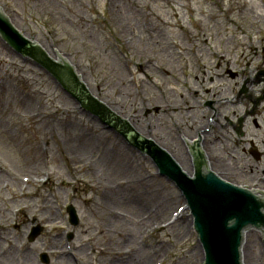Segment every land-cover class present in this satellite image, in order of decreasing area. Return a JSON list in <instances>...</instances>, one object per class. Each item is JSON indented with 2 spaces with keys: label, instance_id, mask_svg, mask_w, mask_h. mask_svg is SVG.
<instances>
[{
  "label": "rangeland",
  "instance_id": "374dc122",
  "mask_svg": "<svg viewBox=\"0 0 264 264\" xmlns=\"http://www.w3.org/2000/svg\"><path fill=\"white\" fill-rule=\"evenodd\" d=\"M0 7L44 55H64L90 97L180 158L182 174L188 173L178 139L192 140L193 130L198 135L206 129L192 118L207 112L211 122L212 113L152 109L166 100L180 102L183 72L202 76L192 63L214 65L205 55L193 59L200 56L197 46L203 53H226L234 69L244 70L259 45L245 33L264 35V0H0ZM49 75L0 39V264L22 258V264H133L139 254L147 264H198V241L172 181L153 174L148 155L75 106ZM242 79L233 85L205 77L195 86L211 92L198 102L211 95L232 100L230 89L237 92ZM244 110V104L220 109L234 123ZM185 121L190 128L181 129ZM217 124H211L208 142H218L198 144L218 160L211 170L225 171L220 177L226 181L264 188V157L245 163L231 152V142L248 147V139L264 151V106L245 120L243 137L224 117ZM71 203L79 218L74 227L66 213ZM244 231V263L264 264V243L254 226Z\"/></svg>",
  "mask_w": 264,
  "mask_h": 264
},
{
  "label": "water",
  "instance_id": "95a60500",
  "mask_svg": "<svg viewBox=\"0 0 264 264\" xmlns=\"http://www.w3.org/2000/svg\"><path fill=\"white\" fill-rule=\"evenodd\" d=\"M0 37L15 52L20 54H26V47L29 45V41L25 39L10 24L8 19L1 12H0ZM2 40H1V45L12 51L9 47L6 46V44ZM29 47L33 48L34 44L29 45ZM25 57L27 58L28 61L47 70L46 68L43 67L42 64L36 62V60L28 56ZM46 58H48V60L55 63H58L59 61V59L56 60V58H54L55 60H53L48 56H46ZM60 63H65V62L60 60ZM61 68L64 67L61 66ZM62 71L66 73V70L62 69ZM49 78H54L51 75V73L49 75ZM56 81L57 80L55 79L54 84L61 88V86L58 83H56ZM60 81L62 82V80ZM61 84L65 86L63 82ZM73 99L75 106L82 108L79 105L80 103L78 102L79 100L75 98ZM95 120L101 123L102 125H104L105 127H107V125L99 121L98 118ZM106 122L112 125L111 122L109 121ZM123 123L126 124L125 122ZM107 128L110 129L112 132H114L109 126ZM116 129L122 132L131 143L136 145V143L131 140V137L135 134L134 132L125 134L120 128L116 127ZM131 130L135 131V129L133 128ZM114 133L117 134L116 132ZM195 134L196 132L193 130V137L195 136ZM178 141L184 142L187 173L188 174L193 173L195 169L193 166V161L191 162L193 157L191 158L190 156L192 155L190 153V150L194 152H199L200 151L198 150L199 145H198V149H196L197 148L196 144L187 147L186 146L187 143H185L186 140L178 139ZM188 148L190 150H188ZM143 150L145 152H148L145 148H143ZM188 153H190V155ZM155 158L157 162L149 158L154 167L152 173L160 176V171H162V173L167 177L165 176H161V177L172 181V184L179 197L182 207L185 208L184 209L185 214L188 218L191 228L198 241V264L204 263V251H205V260H206L205 264H241L240 254H239L241 234L243 228L250 224L254 226L255 230L260 236V238H257V240L264 243V188L229 181L233 183V185L236 184V185H246L248 187H254L252 189H249L248 187L245 188V186L241 188L250 190V192L255 194V196L257 197L256 198L253 194L249 192L226 185L222 183L221 180L207 175V174H211V172L210 170H207L205 168V164L203 167L196 168L195 170L197 176L196 178L192 180H187L184 177V175L180 174L178 169L165 155L155 152ZM201 164L202 163H199V166ZM169 177H171L172 179H170ZM173 180L174 181L176 180L178 184ZM175 185L179 186L183 190L187 198L189 207L195 218L196 232L193 228V217L191 215V211H189L182 193L175 187ZM67 211L69 212L71 223L76 225L78 221H77V216L74 212V208L72 206H69L67 208ZM259 224L261 225L259 226ZM34 237L35 235L32 234L31 240ZM198 237L202 243L204 251L202 249Z\"/></svg>",
  "mask_w": 264,
  "mask_h": 264
},
{
  "label": "flooded vegetation",
  "instance_id": "af4514ba",
  "mask_svg": "<svg viewBox=\"0 0 264 264\" xmlns=\"http://www.w3.org/2000/svg\"><path fill=\"white\" fill-rule=\"evenodd\" d=\"M245 76H243L238 69H234V73L231 74L229 72L228 63L224 64H217L215 65L214 69L217 72L218 77L220 78H226L229 79V77L232 75L233 77L242 76V83L237 91L236 95V102H243L245 105V112L249 111V114L251 111L254 113L256 112L257 108L260 106H264V49H260V53L256 55L254 58H251L250 61H248L245 64ZM224 68V70L221 71V69ZM213 80V77H208L209 83ZM202 82H204V77L202 78ZM203 95L208 96L210 95L211 89L209 87H204L203 89ZM199 91L195 92L194 98H198ZM199 99V98H198ZM218 101L217 99L213 98V95L211 97H207L205 100H203V107L210 109L213 112V116L219 115V112H217L218 109ZM254 105V106H253ZM192 107H189L188 109H191ZM250 143V139L248 140ZM236 152H242L243 157L241 158L242 161H246L247 157H250V151L246 147H237Z\"/></svg>",
  "mask_w": 264,
  "mask_h": 264
},
{
  "label": "bare ground",
  "instance_id": "6f19581e",
  "mask_svg": "<svg viewBox=\"0 0 264 264\" xmlns=\"http://www.w3.org/2000/svg\"><path fill=\"white\" fill-rule=\"evenodd\" d=\"M35 42H37L36 40H35ZM38 43V42H37ZM40 44V43H39ZM57 59H59V60H62V61H65L66 59L63 57V56H58V57H56ZM65 64H66V62H65ZM36 117H38V115H36ZM130 118H132V117H130ZM176 158H177V160H178V162H180V158H178L177 156H176ZM205 162H206V160H205ZM180 165H182V160H181V162H180ZM205 168L207 169V170H210V167L208 166V164H205ZM216 172V171H215ZM222 172H224V173H221V172H219L218 171V173H219V175H221V176H226V172L225 171H222ZM176 211H178V209L176 208ZM175 211V212H176ZM181 214V212H179L178 211V215H180ZM175 219L176 218H173V222H175ZM243 242H244V240L242 241V244H241V247H240V250H239V254H240V261H241V263L242 264H245L244 263V261H245V254H244V252H243V247H242V245H243ZM14 255H16V253L15 252H13V255L12 256H14ZM23 259V258H22ZM21 259V260H22ZM21 260H17L18 261V263L19 264H22V261ZM131 261L133 262V264H147V262L144 260V258H143V256L141 255V254H139L138 256H135V257H133L132 259H131Z\"/></svg>",
  "mask_w": 264,
  "mask_h": 264
}]
</instances>
